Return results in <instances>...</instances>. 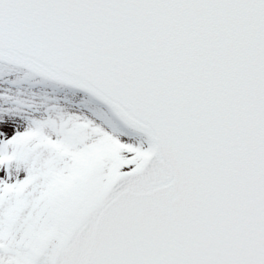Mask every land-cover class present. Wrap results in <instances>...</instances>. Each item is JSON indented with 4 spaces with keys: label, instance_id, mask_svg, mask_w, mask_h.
Returning <instances> with one entry per match:
<instances>
[{
    "label": "snow or ice",
    "instance_id": "1",
    "mask_svg": "<svg viewBox=\"0 0 264 264\" xmlns=\"http://www.w3.org/2000/svg\"><path fill=\"white\" fill-rule=\"evenodd\" d=\"M0 264H264V0H0Z\"/></svg>",
    "mask_w": 264,
    "mask_h": 264
}]
</instances>
